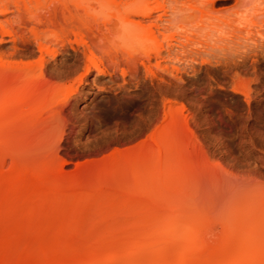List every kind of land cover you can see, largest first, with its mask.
Masks as SVG:
<instances>
[{"label":"rangeland","instance_id":"1","mask_svg":"<svg viewBox=\"0 0 264 264\" xmlns=\"http://www.w3.org/2000/svg\"><path fill=\"white\" fill-rule=\"evenodd\" d=\"M20 1H16L18 6L10 1L18 7L13 8L14 16L20 14V20L12 18V9V14L5 16L16 31L24 29L20 32L26 38L17 32L16 41L0 39V56L9 67L34 69L32 73L19 72L21 80L25 77L23 81L28 75L38 76V69L43 67L51 77L50 87L42 105H38L44 109L36 111L33 118L29 113L34 105L31 110L19 109L13 118L18 121L25 115L28 122L15 126V132L7 123L0 145L6 144V153L17 154V167L30 169V176L26 177V173L16 181L19 187L35 184L31 169L44 170L52 165L57 175L51 177V186L66 187L68 196L63 191L59 193H64L62 196L50 192L49 204L44 202L43 211L41 208L30 214L17 210L12 222L3 216L7 219L2 217L0 221V236L7 235L6 231H14L15 235L6 246L1 245L5 247H0V259H6L7 264H33L35 257L42 262L45 258L46 262L44 253L38 257L41 246L48 253L57 246L61 251L78 250L90 248L97 240L105 242L127 234L139 212L151 214L159 203L156 199L148 203L149 199L145 205L139 198L129 202L125 193L132 188L131 180L119 181L124 163L149 151H153L151 162L138 166L147 176L145 182L153 186L154 171L160 174L162 170L167 179L169 174L173 181H168L170 190L165 187L170 192L168 205L179 208L175 201L181 195L183 210L178 212L182 218L197 215L201 221L216 224V240L211 238L207 241L210 245H205L210 252L216 244L223 246L230 241L224 232L225 224L233 221V226L240 225L243 216L249 219L256 213L264 231V0H167L168 18L161 22L158 42H154L163 43V48L157 45L162 50L157 56L152 50L156 44L140 42L139 29L126 24L124 27L117 18L136 19L132 15L138 7L150 9L155 15L160 0H51L54 4L50 0H23L32 8ZM109 2L113 4L109 6ZM118 3L121 5L117 9ZM36 15V19L31 18ZM152 23L145 21L142 26L148 29ZM34 33L41 36L39 41ZM203 41L206 43L201 49ZM38 42L48 49L41 50ZM170 44L168 52L166 45ZM51 49L56 51L55 62ZM146 52L151 56L149 62L144 59ZM18 80L15 82L21 85L23 81ZM10 83L0 93L19 86ZM158 147H165L160 170L155 168ZM3 158L0 175L9 177L13 173L9 171L11 160L7 155ZM1 182L3 192L2 188L9 186ZM52 205L57 206L56 211H52ZM142 205L146 207L142 209ZM125 210L128 215L121 213ZM165 212L151 224L170 223V212ZM84 255L83 261L90 257ZM26 256L33 259L29 261ZM59 256L53 258L54 263H61Z\"/></svg>","mask_w":264,"mask_h":264},{"label":"bare ground","instance_id":"2","mask_svg":"<svg viewBox=\"0 0 264 264\" xmlns=\"http://www.w3.org/2000/svg\"><path fill=\"white\" fill-rule=\"evenodd\" d=\"M10 1L16 5L18 3V2H16L17 0H15V1L10 0ZM10 1L0 0V15L2 16V18H0V39L3 40V37H9V39L11 38L13 41H16L15 38H16L17 32L19 33L20 31H23L24 29H22V28H24L23 26L25 24L22 26V28H21L22 30H20V31H18L19 28L16 26V28H18L16 31L11 20H9V18H6L5 15L12 12V10H13V12H12L13 14L10 13L13 16L12 18L16 17V19L18 18V20H20V18H19L20 14L18 15V17H17V14H15V16H14V11H16L14 9H17L18 7L15 8V6L12 5V3ZM18 1H20V0H18ZM25 1H27V0H25ZM38 1H35V3L36 2L38 3ZM54 2L56 3V1H54ZM106 2H104V3L107 4ZM188 2H190V1L188 0ZM23 3H25V2H23V0H21L19 2V4L25 6L26 3L25 4H23ZM32 3L34 4V2H32ZM50 3L54 4L51 0H50ZM110 3L111 2H109V4H108L109 6H110ZM39 4H40V2H39ZM111 4H113V3H111ZM166 4H167V0H160L159 5H158L157 9L155 10L156 11L155 15H154V11H152L150 9H142L141 7H138L136 9L137 11L134 10L136 13L133 11V15H132V16H134V14H135L136 19H134V18L132 19V17L130 18L129 16H119L117 18L119 20L118 23L122 22L123 24H121V25L122 26L124 25V27H126L125 26V24H126L129 27L130 26L135 27V30L139 29V31H138L139 33L137 32L138 33L137 36H138L140 42H142V43L158 42L157 37H159V36L156 37V35L160 34L158 32H160V30H161L160 29L161 22L165 23V17L168 18V14H169L168 13L169 11L167 10L168 6ZM26 5H30L31 8L33 6L31 4H26ZM119 5H121V4L118 3V5H115V8H117V6H119ZM12 6H14V7H12ZM24 6H22V8ZM111 6L113 7V5H111ZM36 7H40V9H42L41 6H36ZM36 7H35V9H39ZM54 7H53V9H54ZM139 8H141V9H139ZM26 9L29 10L30 13L33 12L32 10H30V8H26ZM26 9H24V10H26ZM20 10H18V11H20ZM36 11H38V10H36ZM19 13H21V11ZM22 13L26 14V12H22ZM35 14H34V16H35ZM37 15L35 18H34V16H31V18L36 19ZM14 20H15V18H14ZM145 21H149L151 23L153 22L152 25L150 27H148V29H146L147 28L146 26H145L146 28L143 27L144 25L142 26L143 22H145ZM17 22H20V21H15L16 24H18ZM246 23H248V22H246ZM248 26L255 27V24L252 23V24H249ZM37 27H39V26H37ZM33 28H34V26H33ZM151 28H153V29H151ZM238 30H240V29H238ZM36 31H34V32H36ZM146 31L149 33V34H147V36H146ZM248 31H252V30L249 29ZM240 32H242V31H240ZM20 33H22V32H20ZM249 33H252V32H249ZM254 33H256V32H254ZM185 35H188V34H185ZM20 36L22 37V36H24V34L20 35ZM20 36H17V38L19 39ZM173 36L174 35L171 36L172 40L175 39V36L174 37ZM33 37L38 41L41 38V36L38 37V35L36 33H34ZM34 38H32V39L34 40ZM42 39L40 41H42ZM176 39H178V37ZM20 40L22 41L21 38H20ZM54 40H55V38H54ZM166 41H167V39H166ZM56 42H57V40H56ZM191 42L193 44L194 41H191ZM38 43H41V42H38ZM53 43H55V42H53ZM202 43H200L201 45L198 44L201 46V49L203 48L202 45H204L206 43V41H205V43H204V41ZM43 44L44 43L38 44L40 46V49L42 47L44 49H46V47H45L46 44L45 45H43ZM57 44H56V46L59 45V44L58 45ZM85 44H84V46H85ZM154 44H156V46H157L159 43H154ZM162 44H159L161 48H163ZM172 44L166 45L167 46L166 50H168V52L171 50L170 46ZM149 45L151 46V44H149ZM158 46L155 47L154 49H152V46H151L152 50L157 51V52L154 51V53H156L155 54L156 56L161 55V52H162V50L161 51L159 50ZM180 46L183 47L182 45H180ZM185 46H188V44ZM200 46H198V47L200 48ZM43 48L41 50H43ZM144 48H147V47H144ZM164 48H165V46H164ZM87 49H88V47H87ZM148 49H150V48H148ZM51 52L53 53L51 55V58L54 61L55 60L54 54H56L54 52H56V51H53V49H51L50 53ZM89 53H90V51H89ZM89 55H91V54H89ZM144 55H145L144 59H146V61L149 62L150 57H151L149 55V53L146 52V54H144ZM131 58H133V57H131ZM127 64H129V62ZM129 65H133V64L130 63ZM14 68H12L11 66L9 67V65L7 66V63H4L2 56H0V89H3L4 87L8 86L10 83L9 81H11V83H15V85L18 84L15 81H17V79L21 80L20 78H22L21 77L22 75H21V73L19 74V72L29 71V70H21L22 67L20 68V66L16 67L17 69L20 68V71H19V69L17 71V69L16 68L14 69ZM39 69H38L39 74L35 78L31 77L32 78L31 79L30 75H28L29 80L26 79L27 81L26 80L23 81L25 79V77H24V79L21 80V82L23 81L22 83H20L18 80V82L21 85L18 84L19 86H15L14 91H11L9 93H0V95H1V97H0V136L2 133H4L3 131H7V129L5 127L7 123H9V129L11 130V132H12V130H13V132H15L18 129V128L16 129L18 124H19L18 125V127H19L20 124L23 125L22 121L25 123L28 122L27 120L25 121V119L28 118V117H25V115H23L25 119L18 120L19 122L13 118L17 115V112L19 111V109L26 107V108H29L28 110H31L30 106L32 107L34 105L32 107V112L29 113L32 116V118L35 116V114H37L36 111H40L41 108H42L41 110L44 109V107H41V106L38 108V105L40 103L42 105V102H43L42 100L44 99L45 94L47 96L48 92H46V91L49 90L47 88L50 87V85H49L50 80L49 79L51 77H48V74H46V70L43 67H41ZM33 70H30L31 73ZM13 71L18 73L19 75ZM35 107L38 109H34ZM33 109H34V111H33ZM23 110L24 109H22V111ZM51 110L53 112L54 107ZM55 110H57V108ZM27 113H28V111H27ZM29 114H27L26 116H28ZM48 114H49V112H48ZM45 115H46V112H45ZM29 119H31V117ZM33 120H29V121H33ZM38 120H40V119H38ZM41 120H42V118H41ZM11 121H13V122H11ZM160 145H161V143H160ZM5 146H6V144H5ZM5 146L0 145V159H5L3 157H6V155L10 158L11 162H10L9 171L10 172L13 171V173L9 174L10 176L9 177L7 176L8 178L6 176H5L6 177L5 178L4 176L2 177L0 175V178H2V179L5 178L3 180H7V181H3L1 179L3 184L5 183L4 186H7V185L9 186L8 189H6L7 187L5 189L2 188L3 192H0L1 197L3 196L2 198L0 197L2 199V200L0 199L1 200L0 201V221H2L3 216L4 217L6 216L7 218H10V219H8V222H12L11 220L12 219L15 220L16 219L15 215L19 213V212H17V210L23 211L25 213H30V214L36 210L39 211V209H41V208H42L41 211H43L45 207H42V205L44 204V202L45 203L48 202V198L49 199L51 198L50 195H48V193L54 192V194H55V191H56L58 193V195H60L59 193L62 191L64 192V190L67 188L63 187V186H56V187L51 186L52 185V184H50L51 183V181H50L51 177L53 176L55 178V176L57 175L56 172L53 171V169L55 167L53 168L52 165L49 166L50 168L48 166L45 167L46 169L43 168L44 170L38 169L39 170L38 171L36 169L37 172H35L36 170L34 171V169H31V172H32L33 176L35 177V179H34L35 184H33L32 186H30L28 188L27 187H19L16 184V181L19 180L18 178L24 177V175L26 173H27L26 177L30 176V174H31L29 171L30 169L24 168L25 170H27L25 172L24 169H20V167H17L18 162H19L17 154L12 153L10 151L8 153H6V150H5L6 147ZM158 149L159 150H158L157 164L155 165V168L157 170H160V169H162L161 166L163 165V155H164L163 150L165 149V147H158ZM152 156H153V151H149V153H146L144 155H138L137 157L128 159L124 163L125 166L123 169V173H124L123 176L120 177L121 178L120 180H119V178L117 180L121 181L122 183H124L126 180L127 181L131 180L132 188L130 189V191L125 193V195H127V197L129 198V199L128 198L127 199L130 200L129 202H131V200H133V199L139 198L140 202H141V200L142 201L144 200V203H146L145 205H147V201L149 199L150 200L148 201V203L150 201L156 199V200H158L157 202H159L158 205L156 206V209H157L156 211H160V212L154 211L153 213L149 214L147 211L144 210V212H146L145 217L141 216V218L139 219L140 215L144 214L142 209L144 207H146V206L143 207V205H142V207H141L142 208L141 209L142 214H140V212H139V214H138L139 217H137L138 220H136V222H135V223L138 222L137 223L138 226L134 227L133 224H135V223L132 221L133 222V223L131 222L132 228L129 226L130 227L129 229H131V230L128 232L126 231V233L128 235L127 234H125V235L121 234V236H118V237L114 236V238L111 237V240L105 241V242H103V239H101V241L99 240V242L97 240V242L93 246L91 245L92 248L87 247V248L78 249V250L76 248H69L65 251H61L57 246L55 248L56 250L54 248H51L50 249L51 253H48L45 251L48 249L41 246L42 248H39V250H38V253L40 251V253L38 254V257H42L43 255H41V253L42 254L44 253V255L47 257L46 262L44 261L45 258L42 262L41 258L35 257L34 260L36 263L33 260H31L32 263L33 264L34 263L35 264H39V263L40 264H42V263L43 264H58L59 262L54 263L53 260L55 259L54 258L55 256L58 257V255H60L59 257H62V260L60 258V260H61L60 264H208V263L213 264V262L215 260H216V262H214L215 264H264V231L261 230V228H260V226L262 227L263 224H261L260 226L258 225L259 221H258L257 216L255 217L256 213L253 214V216L251 215V217L249 216L250 217L249 219H248V216H243V220L240 219L241 220L240 225L235 224L236 226L235 225L233 226V224H232L233 221L230 224H225L224 232L230 236L229 237L230 241H228L226 243L227 245H223V246H221L220 244H219L220 246H216L217 245L216 244L215 246L212 247V249H211L212 253H211L210 249L208 250L207 246H205V245L206 244L210 245V244H208L207 241H210L211 238H213V237L215 238V236L217 234L215 231V227H216L215 225L216 224L213 222H210V221H201L198 219L197 215L193 216L191 218H186V217L182 218L180 215L181 212L180 213L178 212V211L183 210V208H182L183 206L180 205L182 203V199H183V197L181 195H179V197L175 201L178 204L177 207H179V208H176L174 206L172 208L171 206L168 205V203H169V201L167 200V195H168L167 192L168 191L166 192V190L167 189L170 190L169 185H167V184L170 183L168 181L172 180L171 179L172 177H170L169 174H168V179H167L166 178L167 175L164 174L162 172V170L160 171V174H157L154 171L155 175L153 174V181H152L153 186H149V185H152V184H150L151 182H148V183L145 182L147 180V176L144 175L145 172L142 168L147 166L151 162ZM139 165L143 166V167L138 168ZM116 166H118V164H116ZM51 168H53V169H51ZM33 171H34V173H33ZM183 171H184V168H183ZM183 171L180 170V174H182ZM13 174H14V176H13ZM116 174L118 175V173H116ZM176 175L179 176V172ZM180 176H179V178H180ZM51 180L53 181V179H51ZM178 180H180V179H178ZM2 182H1V184H2ZM10 182H11V184H10ZM165 187H167L166 190H165ZM24 188H26L27 190ZM4 190H7V191L11 190V191L10 192L6 191L8 193V195H7V193ZM1 193H3V194H1ZM9 193H11L10 196H9ZM64 193L66 196H68L67 192H64ZM64 193L62 195H64ZM168 193H170V192H168ZM4 194H6L7 196L6 195L4 196ZM54 194H53V196H54ZM12 195H13V198H12ZM58 195L55 196V199H54L55 201L53 200L55 202V204H56V200H58L57 199ZM62 195H60V196H62ZM151 196H153L154 198L151 199ZM60 198H61L60 201H62V197H60ZM96 200H98V199H96ZM134 201H136V200H134ZM134 201H133V204H135L136 202L137 203L139 202V201H136L134 203ZM51 202H50V204H51ZM144 203L142 202V204H144ZM48 204H49V202L47 203V205ZM56 205H54V206L57 207ZM54 206L53 205L51 206L53 209L52 211H56ZM63 206H64V204H63ZM120 210L121 209H119V211ZM130 210L131 209L129 208L128 211H130ZM136 210H137V208H136ZM165 210H168L170 212V214H169L171 216L170 223H156L155 225L151 224V222H153V220H155L156 218L158 219L160 213L165 215L166 214ZM128 211L125 210V213H124V211H121V213L123 212V214L128 215ZM152 214H154V216ZM150 215H152V216L150 217ZM4 217H3V219H4ZM253 217H255V219H251ZM6 219H4V220H6ZM245 219H247V220H245ZM235 222H236V220H235ZM254 222H256V224ZM128 223H130V222H128ZM222 223H229V222H222ZM259 224H260V222H259ZM239 226H241V227H239ZM232 228H234L235 230ZM146 229H147V231H145V233H142V231L146 230ZM10 231H12V229H10L9 232ZM25 231L27 232V230L24 229V232ZM7 232L8 231L5 232V234H7V235L3 236V234H2L0 236L1 237V239H0L1 240L0 241L1 249H3L6 246L5 243L6 244L9 243V241L12 239L11 237H13V236H11V235H15L14 231H12L13 233L10 232L9 234ZM123 235H124V237H123ZM214 238H213V242H214V240H216ZM3 243L5 246L2 247L1 245H3ZM1 249H0V251H1ZM40 249H42V250H40ZM84 250H86L87 252H85ZM81 251L82 252L84 251L86 253V255L87 254L90 255V257L89 256L86 257L87 259L89 258L88 260L85 258V261H83L85 253H82ZM206 251L207 252L209 251L210 254H206L207 253ZM212 254H213V256H212ZM216 254L219 256H217ZM82 255H84V256H82ZM209 255L212 256L211 258H213V259H210ZM206 257H207V259H205ZM24 258L25 259L27 258V260H29V261H30V259H33L32 257L28 259L27 256ZM5 260L6 259L1 258L0 264H7L8 262H6ZM39 260H40V262H39ZM208 260L209 261L214 260V261L209 262ZM26 264H29V263L26 262Z\"/></svg>","mask_w":264,"mask_h":264}]
</instances>
